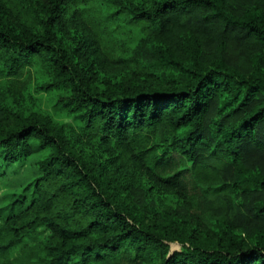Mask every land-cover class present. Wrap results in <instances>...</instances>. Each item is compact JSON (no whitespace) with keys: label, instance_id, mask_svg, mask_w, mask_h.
I'll return each mask as SVG.
<instances>
[{"label":"trees","instance_id":"16d2710c","mask_svg":"<svg viewBox=\"0 0 264 264\" xmlns=\"http://www.w3.org/2000/svg\"><path fill=\"white\" fill-rule=\"evenodd\" d=\"M34 155L0 264H264V0H0V177Z\"/></svg>","mask_w":264,"mask_h":264},{"label":"rangeland","instance_id":"374dc122","mask_svg":"<svg viewBox=\"0 0 264 264\" xmlns=\"http://www.w3.org/2000/svg\"><path fill=\"white\" fill-rule=\"evenodd\" d=\"M126 45L131 46V43H127L125 44V46L123 47H118L114 50H112L111 52L117 56L122 54L125 49H126ZM38 69V67H35V70ZM107 70V71H111L110 69H108L106 67V65H103V70ZM31 71H34V67L32 68ZM33 75L36 77L40 78H45L46 77V73H44L43 71L35 73L33 72ZM37 99L38 102L40 104V106L42 107V109H44L45 111H48L50 114H52L53 118L55 121H59V122H70L73 123V121L71 119L68 118L65 110H62L59 105L56 103V97L55 95L51 94L48 95L46 93H40L37 94ZM175 156L178 157V159H182L179 155L175 154ZM40 156L38 155H34L33 157H31L27 163L23 166L20 167H16L14 169H7V172L4 176L0 177V206H2L3 204V199L4 197L12 192L16 187L20 186L22 183H25L26 180L32 176V171H35V168L32 167V163L35 162ZM183 160V159H182ZM184 161V160H183ZM182 164H186L184 162H181ZM176 203L174 201L173 198L171 197H161V200L158 201V207L163 209L166 208L167 206H174Z\"/></svg>","mask_w":264,"mask_h":264}]
</instances>
